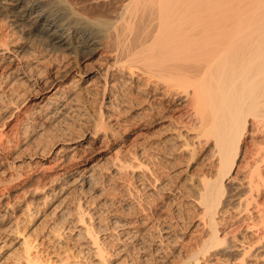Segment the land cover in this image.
I'll return each mask as SVG.
<instances>
[{"label": "bare ground", "instance_id": "6f19581e", "mask_svg": "<svg viewBox=\"0 0 264 264\" xmlns=\"http://www.w3.org/2000/svg\"><path fill=\"white\" fill-rule=\"evenodd\" d=\"M58 2L96 31L45 0H0V264H264V146L247 154L264 145V0H127L116 25ZM91 87L98 118L83 131L72 101ZM160 167L175 190L189 180L195 223L154 219L155 199H184ZM116 181L115 203L98 184ZM47 222L60 251L41 259L30 236Z\"/></svg>", "mask_w": 264, "mask_h": 264}, {"label": "rangeland", "instance_id": "374dc122", "mask_svg": "<svg viewBox=\"0 0 264 264\" xmlns=\"http://www.w3.org/2000/svg\"><path fill=\"white\" fill-rule=\"evenodd\" d=\"M70 3H73V7L78 11V12H80V13H82V14H87V15H89V16H95V15H98V14H104L106 17H107V19L110 21V23H111V21H112V24H114L115 23V25H116V23L118 22V24H120V18H118L119 17V14L121 13V9H122V7L125 5V3L127 2V0H68ZM124 1H126V2H124ZM45 3H46V5H47V7L50 9V11H52L54 14H56L59 18H60V20H61V22H62V24H69L70 26H75V27H77L78 26V28H83L84 30L86 29L87 31H89L90 32V30L91 31H96V29L94 28V30H93V28L91 27H89V26H86L84 23H82V21H80V20H78V19H76V18H72V17H70V15H69V13H68V9H66V7L64 6V5H61V3L59 4V2H58V0H45ZM121 5H123V6H121ZM64 6V7H63ZM67 10V11H66ZM92 13V14H91ZM113 21H115V22H113ZM76 24V25H75ZM85 25V26H84ZM23 38H26L25 36L23 37ZM32 39H34L33 37H32ZM38 39H36L35 38V43L37 42L38 43V41H37ZM27 42H31V40H28ZM29 52V54L28 55H30L31 53H32V50H29L28 51ZM98 58V56H96L95 58H94V60L92 59L91 61H89L88 62V64L86 65V67H88V65H89V67L90 66H96V65H98V62H99V60L97 59ZM97 62V63H96ZM95 88V87H94ZM93 87H91V92L90 93H88V94H86V93H81V92H75L74 91V93H75V98H74V100L72 101L73 103H72V105H77V104H79V105H82L81 107H83V108H81V110H82V116L81 115H79V114H77L76 112H71L72 114H70V116H71V120H76V122H78V124L79 125H81V124H84V126L85 127H83V131L84 130H86L87 129V125L89 126V129H91V130H94V128H93V126H94V124H91V123H95L96 122V120H97V118H98V108H99V103L97 102V101H100V97H98V96H100L99 94L98 95H96L95 94V92H93V89H94ZM78 91V90H77ZM8 93V92H7ZM5 94V95H9L10 93H8V94ZM78 96H77V95ZM86 94V95H85ZM91 94V95H90ZM95 94V95H94ZM80 95V96H79ZM96 96V97H95ZM76 97H77V100H79V101H77V100H75L76 99ZM94 100H95V102H94ZM91 103V104H90ZM84 105V106H83ZM98 107V108H97ZM96 108V109H95ZM96 110H97V112H96ZM76 114V115H75ZM74 116V118H73V116ZM84 115V116H83ZM97 115V116H96ZM76 116V117H75ZM92 116V117H91ZM90 117V118H89ZM76 118V119H75ZM82 118H84V119H82ZM81 119V120H80ZM86 119V121H84ZM93 119H94V121H93ZM80 122H81V124H80ZM86 122H87V124H86ZM63 124V123H62ZM17 125L18 126H15L14 127V129L17 131V133H18V130L21 128V125H22V123H17ZM20 125V126H19ZM64 125V124H63ZM92 126V127H91ZM86 128V129H85ZM53 132V131H52ZM46 133H50V132H46ZM13 134V133H12ZM18 135H19V137H18ZM44 136L45 134H43V132H40L39 131V134L38 135H36L35 136V138H33L32 139V141L33 142H38L39 140H41V138H43L42 136ZM38 137H40V138H38ZM9 139H10V142H11V144L9 145L10 147H13L14 145L13 144H15L16 142L15 141H21V142H24L25 141V138L19 133V134H16V136L14 137V136H12V135H10L9 136ZM24 140V141H23ZM36 140V141H35ZM58 140H56L55 139V141H53V142H57ZM31 142V141H30ZM30 142H28L27 143V147H26V149L28 150V152H25V156L26 157H28V158H30L31 157V155H33L34 154V150L32 149V148H34L33 146H32V144L33 143H30ZM258 143H260V142H258ZM252 145V146H251ZM251 145H249L248 146V155L250 156V154L251 153H255V152H257L258 150H259V147H263L264 145H260V144H257V142L256 143H253V144H251ZM254 145H258V146H254ZM256 147V148H255ZM31 149V150H30ZM258 149V150H257ZM37 154H39V153H37ZM253 154H251V155H253ZM38 156V155H37ZM185 166V165H184ZM183 166V167H184ZM159 170H158V173L160 174V180L161 181H163V182H165V183H167L168 181H171L172 180V182H175V183H172L173 185V187L171 186H167L166 188H168L166 191H170L169 189H171V188H173L174 189V191L176 192V194H177V196H178V194L181 196V194H182V196L184 197V199L182 198L181 200H179L178 202L177 201H175V202H172V204L170 203V205L169 206H165V204H164V202L162 201V200H160V199H155V201L154 202H152V203H154V204H151V207L153 208V211H152V214L154 215V219H161V218H167V220L169 219V218H172V220H171V222L173 221V222H179L180 224H187V223H190L191 224V222L192 223H195L196 221H197V219H198V217H197V215L195 214V213H191V211L190 212H188V210H190L189 208H186L185 206H183V203H185V201H188L189 199H192L193 198V196H196V194L191 190L190 192H188V187H190L189 185H190V183H189V180H184L183 181V179H185L186 177L185 176H190L191 177V180H192V183H196L197 182V179L199 178V176H201L200 174H202L204 171H205V169L203 170V172L201 171V168H198L195 164H194V166H193V168H191L190 170H188L187 172H183L184 174H185V176H184V174H183V178H182V186H180L179 187V189H180V191H179V189H176L175 190V187L177 186V188H178V183H176L177 181L175 180V179H173V178H171L170 179V177L172 176L170 173L172 172L171 170L169 171V170H167L166 168H158ZM165 169V170H164ZM246 170V171H245ZM169 171V172H168ZM201 171V172H200ZM246 172V173H245ZM243 173V174H242ZM242 173H241V175H246L247 174V168L245 169V167H244V169L242 170ZM169 175V176H168ZM118 182H120V183H118ZM116 181L115 183V188H114V190H112V187H111V185H108L107 183H99L98 184V187H100V189L102 190H104L103 192H105L104 193V195H106L107 197H109V198H111L112 197V199L114 198L115 199V203L116 202H119V201H121L124 197L126 198V195H125V192L124 191H122L123 189H125L124 188V184H123V181ZM122 182V183H121ZM241 182H244L243 181V179L241 180ZM104 184V185H103ZM176 184V185H175ZM100 185V186H99ZM110 186V187H109ZM183 186H185V187H183ZM118 187V188H117ZM111 188V189H110ZM118 189V190H117ZM172 189V190H173ZM112 190V191H111ZM132 190V189H131ZM181 192V193H179V192ZM131 193H133V190L131 191ZM186 193V194H185ZM191 193H193V194H191ZM195 194V195H194ZM97 195H99V194H97ZM132 195V199L133 198H135V199H137V196H136V194H131ZM186 195V196H185ZM189 195V196H188ZM186 197V198H185ZM188 197H190V198H188ZM134 199V200H135ZM186 199V200H185ZM136 201V200H135ZM184 201V202H183ZM181 202V203H180ZM73 204H75V202H74V200H73ZM91 204V203H90ZM89 204V205H90ZM180 204V205H179ZM94 206H95V204H93ZM92 205H90V207H91ZM184 207V208H183ZM167 208V209H166ZM179 208V209H178ZM175 209L176 210H180L181 211V213L180 214H177V215H175V214H173V215H171L170 217L168 216L169 215V213H170V211H175ZM183 209V210H182ZM136 211V212H135ZM134 212H132L130 215H125V214H123V216H127L128 217V219H131L132 221L135 219H138V218H140V216H143L142 215V213L141 212H139L140 210L137 208L136 210H135ZM183 211V212H182ZM43 212V211H42ZM186 212V213H185ZM134 213V214H133ZM138 214V215H137ZM145 214L147 215L148 214V216H149V213H148V211H146L145 212ZM188 214V215H187ZM180 217H179V216ZM139 216V217H138ZM133 217V218H132ZM137 217V218H136ZM161 217V218H160ZM174 218V219H173ZM24 219H22V221H23ZM168 221H170V220H168ZM183 221V222H182ZM26 225V226H25ZM28 221H27V223L25 222L21 227H22V230H23V232L24 233H29V231H30V229L28 228ZM23 226H24V228H23ZM42 226V225H41ZM41 226H39V229H38V232H35V233H33L32 232V234H31V238H30V240L32 239V241L34 242V243H36L37 242V244H38V246H40V247H38L39 248V251L41 252V251H43L44 253H42L41 255H40V257H41V259H46L47 257H46V255H45V253H53V255H57V253L60 251V249H59V247H57L56 245H53L52 246V244L49 242V243H47L48 241H46V240H44L43 238H42V236L44 235V234H46V232H47V229H48V227H46V226H48V222H47V224H44L42 227ZM26 227V228H25ZM43 232V233H42ZM45 232V233H44ZM190 232H192V231H190ZM188 233V235L187 234H185L186 236H185V238L183 239V242L181 241L180 243H178L179 245V248H181L183 251H184V249H185V251H189V250H195L196 249V247H197V244H196V242H194L193 241V239L192 238H194V235L193 236H191L190 234L191 233ZM190 235V236H189ZM195 236H196V234H195ZM42 238V239H41ZM43 241H45V242H43ZM193 241V242H192ZM42 242V243H41ZM47 243V244H46ZM40 244V245H39ZM46 244V245H45ZM51 244V245H50ZM45 246V248H43ZM47 246V247H46ZM52 246V247H51ZM191 246V247H190ZM37 248V249H38ZM56 251V252H55ZM71 251H73V250H71ZM73 255L74 256H76V252L75 251H73ZM48 257H52V256H48ZM81 257L80 256H76L75 257V260L77 261V263L78 264H82V262H83V259H81Z\"/></svg>", "mask_w": 264, "mask_h": 264}]
</instances>
